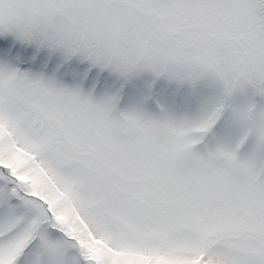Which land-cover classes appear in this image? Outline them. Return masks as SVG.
<instances>
[{
    "label": "snow or ice",
    "instance_id": "snow-or-ice-1",
    "mask_svg": "<svg viewBox=\"0 0 264 264\" xmlns=\"http://www.w3.org/2000/svg\"><path fill=\"white\" fill-rule=\"evenodd\" d=\"M0 264H264V0H0Z\"/></svg>",
    "mask_w": 264,
    "mask_h": 264
}]
</instances>
